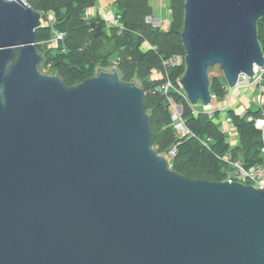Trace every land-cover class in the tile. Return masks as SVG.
I'll return each instance as SVG.
<instances>
[{
    "label": "water",
    "instance_id": "water-1",
    "mask_svg": "<svg viewBox=\"0 0 264 264\" xmlns=\"http://www.w3.org/2000/svg\"><path fill=\"white\" fill-rule=\"evenodd\" d=\"M263 15L264 0L184 1L190 106L212 105L213 68L229 89L264 68ZM41 27L0 0V264H264V189L173 171L143 88L116 69L72 86L43 73Z\"/></svg>",
    "mask_w": 264,
    "mask_h": 264
},
{
    "label": "trees",
    "instance_id": "trees-1",
    "mask_svg": "<svg viewBox=\"0 0 264 264\" xmlns=\"http://www.w3.org/2000/svg\"><path fill=\"white\" fill-rule=\"evenodd\" d=\"M184 1L169 0L170 22L168 29L163 31L146 22L151 16L149 0H117L116 19L121 28L111 27L107 33L101 21L84 18L86 10L94 6L96 0H27V3L43 20V27L35 32V46L43 56L41 70L52 71L67 86H72L93 77L97 70L108 68L112 59L120 57L117 70L121 79L139 81L145 92L144 107L149 115L152 146L156 152L167 155L174 148L170 167L188 179L222 182L229 171L220 159L226 154L239 159L247 169L264 165L261 133L249 120L260 116L262 108L248 109L243 117L233 109H226L224 118L231 120L238 136V145L233 147L227 133L220 129L221 111L217 109L211 118L206 111L195 112L193 106L173 90L167 95L159 91L167 80L175 89H180L178 80L184 73V64L165 67L163 60L175 55L184 57L180 38ZM49 18L51 24H48ZM98 27L103 35L94 38ZM257 31L264 54V15L257 22ZM54 32L67 37L57 41L55 47H48ZM107 42L111 48L106 51ZM225 87V80L213 74L209 87L211 95L219 101L225 99L229 92ZM258 88L264 95V72ZM168 98L181 107L180 118L188 134H177L174 129Z\"/></svg>",
    "mask_w": 264,
    "mask_h": 264
},
{
    "label": "built area",
    "instance_id": "built-area-1",
    "mask_svg": "<svg viewBox=\"0 0 264 264\" xmlns=\"http://www.w3.org/2000/svg\"><path fill=\"white\" fill-rule=\"evenodd\" d=\"M15 1V0H14ZM27 7H29L27 0H21ZM30 8V7H29ZM84 18L89 20L88 15L85 12ZM150 20V18H147ZM107 23L108 28L111 27H118L121 28L119 25V21L116 18H112ZM65 35L63 33L54 32L53 39L50 41V43H57L59 40H64ZM49 43V44H50ZM120 61V57H116L110 61L109 67L112 69H117L118 62ZM163 65L165 67H179L182 64H184V57L182 58L181 55H175L167 60H163ZM264 72L263 69H257L253 75V77H246L244 74H241L238 77L237 83L233 89H229L226 85V90H231L232 92L241 91L244 88L247 87H255L259 86L262 81V75ZM179 84V81H178ZM180 86V85H179ZM169 90H173L180 96L185 97V94L180 86V89H175L172 85L171 81L167 80L163 85L159 87V91H162L164 94H168ZM261 94V93H260ZM262 96V95H261ZM259 99H261L259 95ZM170 103V110L172 113L173 107L178 108V105H176L171 98H168ZM187 101V100H186ZM188 102V101H187ZM226 107L218 109V111H221L222 113H225ZM197 112V111H195ZM209 117H214L215 111H206ZM181 112L179 111L178 116L175 114V119H173L175 125L178 122V125L180 126L181 132L180 135H186L189 133V131L184 127L183 121L180 118ZM249 120L254 122V126L260 131L261 133V153L264 157V109H262V112L260 116H258L255 119L249 118ZM225 123L229 124L231 123V120L229 118H225ZM174 125V127H175ZM227 135H231V133L228 131ZM174 148L168 152L165 157L170 162L171 158L174 156ZM223 162L226 163V165L229 167V171L227 172L226 179L224 181L228 182H237L244 185H252L256 188H262L264 189V165L263 166H257L252 168H245L242 164V162L239 159H234L230 154H226L223 157L220 158Z\"/></svg>",
    "mask_w": 264,
    "mask_h": 264
},
{
    "label": "crops",
    "instance_id": "crops-1",
    "mask_svg": "<svg viewBox=\"0 0 264 264\" xmlns=\"http://www.w3.org/2000/svg\"><path fill=\"white\" fill-rule=\"evenodd\" d=\"M116 1L117 0H96L94 6L88 8L86 10V14L88 15V18L95 19V20L99 19V21H101L105 25V29H104L105 33H107V31L109 29L106 22H108L112 18H116L117 13L119 12V10L117 9ZM151 1L152 0H149V5L151 7V16L148 18H150L151 21L152 20L156 21L155 23L158 22L157 23L158 26L161 25V23L166 22L165 29L160 27L161 30L166 31L169 27V22H170V10L168 8L169 0H167V2H164V0H155L157 5H158V9H159L156 16L153 13V6H152ZM152 14H153V16H152ZM48 21H49L48 24H51V18H49ZM54 45H55V43H50L48 47L53 48V47H55ZM153 76H155V75H153ZM157 77H158V75H157ZM258 89L259 88H255V87L250 86V87L244 88L241 91L256 92V90H257L256 93L259 95L260 91ZM236 93H238V92H236ZM260 97H261V99L256 104H254L253 106H252V104L247 103L248 100L243 102V99H240V100H236L235 103L232 102V106L226 107V106H224L226 104L222 105V103H221L222 100H221V102L217 103V108L219 109V108H221V106H223L222 108L226 107V108L233 109V111H235L237 114L242 115L248 109H254V108L256 110H257V108L264 109V95H262V96L260 95ZM224 117H225L224 113L222 116L219 117L220 118V124H219L220 129L226 133L228 131L231 133L230 136L229 135H227V136H228L230 145L235 147L238 145V136L236 133V129L232 125V123H229V124L225 123Z\"/></svg>",
    "mask_w": 264,
    "mask_h": 264
},
{
    "label": "rangeland",
    "instance_id": "rangeland-1",
    "mask_svg": "<svg viewBox=\"0 0 264 264\" xmlns=\"http://www.w3.org/2000/svg\"><path fill=\"white\" fill-rule=\"evenodd\" d=\"M152 2V6H153V13H154V15L156 16L157 15V13H158V11H159V9H158V5H157V3H156V1L155 0H152L151 1ZM164 2H167V0H164ZM152 16H153V14H152ZM150 17V16H149ZM152 18V17H151ZM166 20V19H165ZM146 22L148 23V24H150L152 27H155V28H164L165 29V25H166V22H164V23H161V25L163 26H161V25H157V23H155L156 21H154V20H149V19H146ZM160 28V29H161ZM146 47V46H145ZM111 47H110V45L108 44V42L107 43H105V45H104V49L107 51V50H109ZM144 48V47H143ZM43 64V63H42ZM111 67H108V68H106V69H99V70H105V71H111ZM117 70V69H116ZM42 72L43 73H45V74H48V75H54L53 73H52V71H50V70H48V69H44V70H42ZM217 74L218 73V71L215 69V68H213L212 69V71H211V76H213V74ZM154 78H155V76H154ZM133 82H135L137 85H139L140 86V82L139 81H137V80H133ZM255 88H258L257 86H255ZM259 90V89H258ZM260 91V90H259ZM236 92H238V93H236ZM236 92H232L231 90L228 92V94L226 95V98L225 99H223L222 100V102L221 101H219V100H217L216 98H214L213 97V103H212V105L211 106H209V107H203L200 103L198 104V105H196V106H194L193 108H194V110L195 111H198V110H203V111H216L218 108H217V103L218 102H221L222 103V105L223 104H226V105H224V106H226V107H230V106H232V102L233 103H235V101L236 100H240V99H243V102H245L246 100H248V104H252V106L254 105V104H256L260 99H259V95H261L260 93H259V95L256 93L257 92V90H256V92H252V91H236ZM254 93V94H253ZM219 107V106H218ZM223 106H221V108H222ZM206 108V109H205ZM221 108H219V109H221ZM181 112V111H180ZM175 114H176V116H178V114H179V110H178V108H175V107H173V110H172V119H175L174 117H175ZM174 129L177 131V134H180V132H181V129H180V126L178 125V122L176 123V125H175V127H174ZM161 155H163V154H161Z\"/></svg>",
    "mask_w": 264,
    "mask_h": 264
}]
</instances>
